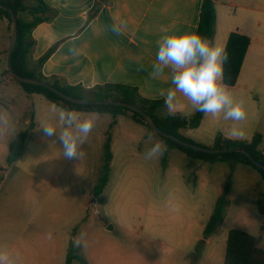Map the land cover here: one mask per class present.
I'll list each match as a JSON object with an SVG mask.
<instances>
[{
	"label": "rangeland",
	"instance_id": "rangeland-1",
	"mask_svg": "<svg viewBox=\"0 0 264 264\" xmlns=\"http://www.w3.org/2000/svg\"><path fill=\"white\" fill-rule=\"evenodd\" d=\"M5 25L0 20V71L6 68L9 43ZM256 98L251 97L254 108L262 104ZM54 105L41 95L27 94L19 84L0 82V256L7 257L0 264H65L69 241L81 233L87 247L77 248L70 264H223L232 228L260 234L264 246V215L256 207L257 199L264 198V181L251 166L193 159L177 149L147 160L144 153L152 142L161 141L158 135L124 115L82 110L74 111L95 122L83 155L80 160L59 158V142L51 145L39 129L58 123ZM262 107L259 118L250 114L245 129L238 128L242 139L237 140L263 132L258 149L264 152ZM31 121L34 126L28 129ZM108 128L110 173L95 197ZM232 131L233 126L221 127L209 115L197 128L179 133L212 148L217 135ZM22 132V156L7 167L8 145ZM226 185L229 204L223 220L204 238L203 228ZM109 225L112 229L106 230Z\"/></svg>",
	"mask_w": 264,
	"mask_h": 264
},
{
	"label": "crops",
	"instance_id": "crops-1",
	"mask_svg": "<svg viewBox=\"0 0 264 264\" xmlns=\"http://www.w3.org/2000/svg\"><path fill=\"white\" fill-rule=\"evenodd\" d=\"M42 1L49 9L50 18L31 30L34 40L31 58L37 60L48 53L40 66L44 78L55 77L85 89L122 84L135 88L145 99L163 102L171 87L168 76H151L157 41L164 34L161 30L196 31L202 4V0H110L89 17L97 0ZM212 1L215 9L213 44L224 47L232 31L250 39L237 81L227 90L235 101L243 102L246 118L250 114L259 118L264 106V0ZM0 20L7 26L6 20ZM117 27L119 32L114 31ZM5 69L0 71V82ZM252 96L259 102L262 98V106L254 108ZM178 103L174 113L189 116L194 112L190 102L180 94ZM212 119L221 127L233 126V122L223 120L222 115ZM245 126L244 120L235 128L245 129ZM224 136L242 139L232 132Z\"/></svg>",
	"mask_w": 264,
	"mask_h": 264
},
{
	"label": "trees",
	"instance_id": "trees-1",
	"mask_svg": "<svg viewBox=\"0 0 264 264\" xmlns=\"http://www.w3.org/2000/svg\"><path fill=\"white\" fill-rule=\"evenodd\" d=\"M109 2L110 0H97L89 13V17L94 16L101 4H108ZM0 4L5 6L7 9H10L16 18L17 36L10 59L11 68L15 73L23 77L35 78L37 80L44 81L70 97L85 100H112L131 104L144 111L151 118L155 126L163 132L171 134L182 141L195 144L192 141L183 138L179 131L197 128L204 117V114L199 111L194 110V112L189 116L181 115L179 113L168 114L162 100L145 99L137 93L135 88L122 84H103L96 85L90 89H85L78 85H68L55 77L44 78L40 73V66L46 59L48 53L37 60H33L31 58V50L34 45V40L31 37V30L38 23L47 21L50 18L48 7L42 0H0ZM0 19L6 20L9 28V13L7 10L0 9ZM214 25L215 9L213 1L202 0L196 32L212 42ZM249 43L250 39L237 31H232L227 36L224 47L228 53V60L224 64L223 72V83L227 87L235 85ZM1 82L4 84L7 82L19 84L27 94L41 95L46 100L57 105L59 108L63 107L71 110L109 113L113 117L124 115L129 117L135 123H138L155 133L147 126L143 118L137 112L131 111L122 106L76 105L60 98L46 87L17 82L8 73L7 69L3 72ZM113 125L114 121L109 124V128ZM33 126L34 123L31 121L28 125V129H32ZM109 128L104 134V140L101 146V161L97 173V179L92 190L93 196L95 197L101 194L109 178L110 164L112 160V153L110 149L111 136ZM155 134L158 135L161 138V141L167 145L168 150L177 149L190 158L203 161L215 162L232 160L235 163L251 166L259 173L261 179L264 181V171L253 165L251 161L241 153H203L183 147L170 139L164 138L157 133ZM25 137L26 132H22L9 143L4 160L7 167L12 166L19 158H21L24 150ZM260 143L261 135L259 133H254L250 140L229 139L223 137L222 135H217L214 138L212 149H243L247 151L254 160L264 165V154L258 149ZM227 192L228 186L226 185L221 195L215 200L211 215L202 231L204 238L208 237L223 220L225 208L229 204ZM256 207L257 211L264 215L263 197H259L257 199ZM263 228V225H261L260 231H262ZM76 252L77 247H73L72 241L70 240L67 247L65 264L71 263V261L75 258ZM223 264H264V246L261 245V235L258 234L254 236L243 230L235 228L228 230L225 240Z\"/></svg>",
	"mask_w": 264,
	"mask_h": 264
},
{
	"label": "clouds",
	"instance_id": "clouds-1",
	"mask_svg": "<svg viewBox=\"0 0 264 264\" xmlns=\"http://www.w3.org/2000/svg\"><path fill=\"white\" fill-rule=\"evenodd\" d=\"M119 32L120 28H114ZM163 35L157 41V52L151 76L158 78L167 75L171 87L164 97L168 114H173L179 107L178 94L184 97L195 111L205 116H221L225 121L233 122V136H241L235 125L246 119L242 101H235L223 83L224 64L228 60L225 47L213 44L196 31L168 32L161 30ZM58 123L43 124V137L49 139L51 145L59 142L61 156L67 160L81 159L82 146L95 127L94 119L81 118L71 109L57 108ZM148 141H153L148 136ZM167 145L156 140L144 153L147 160L158 158L166 152ZM73 247H87L86 236L79 234L72 239ZM0 256V262L6 261Z\"/></svg>",
	"mask_w": 264,
	"mask_h": 264
},
{
	"label": "water",
	"instance_id": "water-1",
	"mask_svg": "<svg viewBox=\"0 0 264 264\" xmlns=\"http://www.w3.org/2000/svg\"><path fill=\"white\" fill-rule=\"evenodd\" d=\"M0 9L3 10H7L9 13V43H8V48H7V52H6V60H5V64H6V69L8 71V73L19 83H25V84H34V85H39V86H43L48 88L49 90H51L52 92H54L56 95H58L60 98L74 103L76 105H114V106H122L125 108H128L131 111L137 112L144 120V122L147 124V126L154 131L155 133L161 135L164 138L170 139L171 141L186 147V148H190L196 151H200L203 153H214V154H223V153H227V152H238L243 154L245 157H247L251 163L253 165H255L257 168H260L264 171V165L260 164L259 162H257L256 160H254L247 151L243 150V149H212V148H206V147H202L199 145H195V144H191L185 141L180 140L179 138L165 133L162 130H160L159 128H157L155 126V124L152 122L151 118L142 110H140L139 108L125 103V102H119V101H112V100H85V99H79V98H74V97H70L64 93H62L61 91L57 90L56 88H54L53 86L47 84L44 81L41 80H37L35 78H29V77H23L18 75L17 73H15L12 68H11V64H10V59H11V54L16 42V36H17V29H16V18L15 15L13 14V12L10 9H7L5 6H3L2 4H0ZM112 227L111 225L106 227V230H111Z\"/></svg>",
	"mask_w": 264,
	"mask_h": 264
}]
</instances>
